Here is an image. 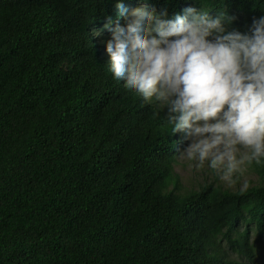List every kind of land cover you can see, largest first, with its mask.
Here are the masks:
<instances>
[{
    "label": "trees",
    "instance_id": "obj_1",
    "mask_svg": "<svg viewBox=\"0 0 264 264\" xmlns=\"http://www.w3.org/2000/svg\"><path fill=\"white\" fill-rule=\"evenodd\" d=\"M115 3L0 0V264H264V162L243 190L181 189L167 107L109 71L110 28L141 0ZM186 6L233 16L228 31L264 15V0H152L165 18Z\"/></svg>",
    "mask_w": 264,
    "mask_h": 264
},
{
    "label": "clouds",
    "instance_id": "obj_2",
    "mask_svg": "<svg viewBox=\"0 0 264 264\" xmlns=\"http://www.w3.org/2000/svg\"><path fill=\"white\" fill-rule=\"evenodd\" d=\"M165 16L141 0L111 27L109 71L144 101L167 107L171 132L188 141L181 157L197 170L207 163L231 184L245 162H264V15L245 32L226 30L234 17L204 7ZM111 24L108 17L104 27Z\"/></svg>",
    "mask_w": 264,
    "mask_h": 264
},
{
    "label": "rangeland",
    "instance_id": "obj_3",
    "mask_svg": "<svg viewBox=\"0 0 264 264\" xmlns=\"http://www.w3.org/2000/svg\"><path fill=\"white\" fill-rule=\"evenodd\" d=\"M188 141L186 140V144ZM185 144V146H186ZM184 146V147H185ZM182 150V149H181ZM192 161L187 160L186 158L181 157L178 155V160L175 163L174 169L179 175L181 189L185 190V188H196L202 183L204 180H211L215 179L221 182L225 186H230L235 188L237 186H242L244 180H247L248 184H255L259 182L258 175L253 172L247 162L242 165V171L239 174H236L233 178V182L228 184L224 181L218 179L216 175L213 174V171L207 167V163H205L204 167L197 170L196 168L192 167ZM228 256L232 259L242 260L247 264H262L261 258H256V262L248 261L247 257L240 256L238 253L233 251H229Z\"/></svg>",
    "mask_w": 264,
    "mask_h": 264
}]
</instances>
